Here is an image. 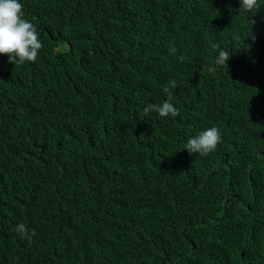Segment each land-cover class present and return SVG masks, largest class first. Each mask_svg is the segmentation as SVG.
I'll return each instance as SVG.
<instances>
[{
    "label": "trees",
    "instance_id": "1",
    "mask_svg": "<svg viewBox=\"0 0 264 264\" xmlns=\"http://www.w3.org/2000/svg\"><path fill=\"white\" fill-rule=\"evenodd\" d=\"M20 2L43 48L0 55V264H264V0Z\"/></svg>",
    "mask_w": 264,
    "mask_h": 264
},
{
    "label": "clouds",
    "instance_id": "2",
    "mask_svg": "<svg viewBox=\"0 0 264 264\" xmlns=\"http://www.w3.org/2000/svg\"><path fill=\"white\" fill-rule=\"evenodd\" d=\"M239 4V10L248 13L261 7L258 0H239ZM23 7L20 0H0V55H7L8 62L14 65L35 62L40 50L43 48L40 33L34 23L25 19ZM170 51L174 53L175 49L172 48ZM216 52L217 55L213 64L208 65L206 68L209 73H215L216 67L223 66L231 57L227 51L218 45L216 46ZM178 60L182 62L184 57L181 55ZM176 87L177 83L172 79L169 80L163 91L167 93L170 88ZM143 111L145 114L155 112L162 118L176 117L179 114V110L171 102V97L162 103H148ZM221 137L222 134L217 127H209L195 136L189 137L184 149L190 154L195 153L206 156L216 150L217 145L221 142ZM16 231L22 239H27L29 243L31 238L36 235L35 229L29 232L24 223H20Z\"/></svg>",
    "mask_w": 264,
    "mask_h": 264
},
{
    "label": "water",
    "instance_id": "3",
    "mask_svg": "<svg viewBox=\"0 0 264 264\" xmlns=\"http://www.w3.org/2000/svg\"><path fill=\"white\" fill-rule=\"evenodd\" d=\"M226 200H227V198H226Z\"/></svg>",
    "mask_w": 264,
    "mask_h": 264
}]
</instances>
